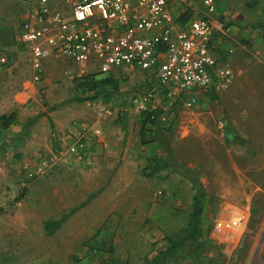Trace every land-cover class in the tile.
Listing matches in <instances>:
<instances>
[{
  "label": "rangeland",
  "instance_id": "1",
  "mask_svg": "<svg viewBox=\"0 0 264 264\" xmlns=\"http://www.w3.org/2000/svg\"><path fill=\"white\" fill-rule=\"evenodd\" d=\"M30 1L0 0V30L12 29L19 43V23ZM212 1L214 10L208 12L203 0H185L183 12L185 17L204 15L222 24L226 36L216 51L222 64L234 73L221 88L217 85L203 91L167 96L156 84L154 71L149 73L135 67L114 76L115 91L105 86L111 92L94 95L92 91L81 92L76 87L79 77L65 76L62 70L66 60L61 61L62 65L59 62L49 66L46 75L33 82L28 51L16 47L14 54L0 40V53L7 59L0 61V115H15V121L8 127L0 125V264H91L93 259L100 258L105 264L116 263V246L110 245L104 258L99 257L102 252L98 250L96 238L83 242L64 237L63 233L71 227L68 218L80 205L68 215L64 220L67 223L57 233L47 235L43 230L45 220L58 218L74 208L72 202L64 207L69 202L66 196L73 189L70 185L74 182L87 185L82 176L65 175L67 167L81 166V160L63 157L62 137L71 134L70 128L74 130V140L96 136L99 131L90 127L98 121L94 110L97 104H103L110 112L114 110L110 117L107 114L98 122L115 135L116 127L125 129L126 135L136 133L141 126V110L160 108L159 123L157 127L151 126L158 139L144 147L152 146L154 150L144 168L143 164L137 165L144 177L148 172L162 171L157 179L170 174L184 184L180 194L174 197L175 192L171 196L165 194L164 184L159 180H148L160 200L170 205L176 201V205L170 210H156L159 213L156 222H150L146 213L137 215L135 225L126 236L136 240L132 242L136 259L133 264H147L185 227L195 191L193 177L204 190L198 246L189 244L175 250L165 264H255L259 261L249 247L256 234L264 236V52L256 53L251 41L254 37L264 38V0ZM15 35L11 32L12 40ZM92 76L107 75L97 72ZM31 119L33 122L27 125ZM85 124L87 128L83 127ZM197 124L212 130L216 137L198 135ZM168 151L170 165L163 166ZM90 166L87 162L86 167ZM75 189L78 191L72 190L73 194L82 191L79 186ZM89 206H93L92 210L90 207L86 212L90 210L96 216L102 215L105 207ZM138 209L144 210V203ZM176 214L177 218L171 221ZM37 216L40 217L39 254L36 253ZM240 216L245 217L243 222L247 224L244 240L248 247H233L231 252L226 240L230 232L217 229L216 224ZM110 219L107 217L100 227H107ZM170 222L179 229L150 241L155 228L160 230ZM239 229L232 234H237ZM135 232L138 237L133 235ZM78 242L86 245V255L71 253ZM127 247L128 239L118 246L122 252ZM32 250L35 254H28ZM90 251L93 253L89 254Z\"/></svg>",
  "mask_w": 264,
  "mask_h": 264
},
{
  "label": "built area",
  "instance_id": "2",
  "mask_svg": "<svg viewBox=\"0 0 264 264\" xmlns=\"http://www.w3.org/2000/svg\"><path fill=\"white\" fill-rule=\"evenodd\" d=\"M51 1L33 0L31 17L20 25L34 82L43 78L51 55L68 62L65 72L72 78H81L90 66L103 74L123 66L154 71L167 96L222 86L233 77L214 50L213 36L225 30L204 15L178 19L185 0H60L67 13ZM203 3L208 12L214 10L212 0ZM244 218L216 227L232 233Z\"/></svg>",
  "mask_w": 264,
  "mask_h": 264
},
{
  "label": "crops",
  "instance_id": "3",
  "mask_svg": "<svg viewBox=\"0 0 264 264\" xmlns=\"http://www.w3.org/2000/svg\"><path fill=\"white\" fill-rule=\"evenodd\" d=\"M179 3L176 2L174 7L177 6L179 7ZM51 6L63 8L67 13V7L63 5L60 2V0H52ZM33 9H34L33 0H31L29 7L28 8L26 7L25 11H23L22 20L19 23V29L21 23L24 20L31 17V13ZM11 32L15 35L12 29L9 30L1 29L0 40L3 41V43H6L4 45L10 46L11 50L13 51L12 53L16 54V49H15L16 47L18 48L19 47L24 48V47L19 43L18 38L16 39V35H15V39L12 40ZM225 36H226V32H224L223 34L218 32L213 36V44L216 54H217L216 48H218V46L221 43V40L224 39ZM251 42H253V47L256 48L255 49L256 53L261 54L262 52H264V49L262 47L264 46V38L254 37L253 41ZM227 46H229V44H227ZM62 60L65 59L57 55H51L44 63V74L46 75L47 73L46 70H48L49 66L54 67V63L59 64V62H61ZM0 61L2 62L7 61L6 57L1 53H0ZM62 64L63 63L61 62V65ZM66 64L67 65L64 66V69L62 71H64L66 77L71 79L72 77L68 76L67 73L65 72L67 71L66 69H68V67L70 66L68 62ZM129 68L133 69L135 67L123 66L119 69L113 70L111 73L106 75L107 76L110 75L113 78H115L114 76L116 74L123 72L124 70ZM97 72L98 70L94 66H90L88 67L87 70H85L82 73V77L79 79H82L85 76L96 75ZM222 86H220V88ZM94 110L98 121L100 120V118L104 119L105 117H107V114H109L108 117H110V115L114 113V110H112L111 113L103 104H97ZM98 121H95V123L90 127L97 129L99 131V133H97L96 136L90 137L86 135L83 136V138H77L76 140H74V137L72 136L74 130L73 128H70L69 132L71 134L62 137L63 151L61 152L63 157L66 158L70 157L81 160L80 163L81 166L67 167L64 172L65 175L73 174L74 176L77 175L82 176V179L84 177L83 181L87 182L86 183L87 185H85L84 183L79 184V182L77 184L74 182L72 185H70L73 189H70V195L66 196V199L69 202L67 203L66 201L64 207L70 206V202H72L71 207H75V206L77 207L80 205V208L74 211L70 215V218H68L69 219L68 224L71 227L68 229V231H66L63 234L64 237L67 239H72V240L79 239L83 242L91 237L96 238V240L99 243L98 250H101L102 252L100 253L101 256L99 255V257L106 258L105 254H107L106 251L108 250L110 245L116 246L115 264H133L134 261L136 260L133 257L135 256L133 243H135L136 240L134 237H133L134 240H130L126 236H128V234L130 233L131 227L135 225V222L137 220V215L141 212L146 213V215L150 217V222H156L159 219L158 218L159 213H156V210L158 209L170 210L171 206L176 205L175 200H173V202L174 201L175 202L172 205L164 202L163 199L160 200V198L156 195V191L152 192L150 188V182H148V180L151 181L159 180L164 184L165 194L171 196L173 192H175L174 197L180 194L181 187L184 184L181 182H177L175 176L170 174L169 175L164 174L165 175L164 177H162L161 179H157L156 176L162 173V171L156 173L148 172L146 174L148 175L147 177L142 176L141 169L144 168L147 157L150 155V153L153 152L154 149H152V146H148V148H144L146 145H149V143L153 141L145 144L141 143L140 135H139L140 128L136 133L130 132L126 135L125 129H122L121 127L120 128L116 127V135H115L113 131H108L104 129V127L101 126V124H99ZM83 127L87 128L88 124H85V126ZM196 133L198 135L208 134V135H212L213 137H216V133H213V131L210 129L206 130L203 124H197ZM78 139H80L79 142ZM87 162L88 163L90 162L91 164L90 167H86ZM137 164H141V165L143 164L141 166L142 168L141 169L138 168ZM104 175L107 177H105ZM136 184L137 186L135 187ZM77 186L82 188V191L73 194L72 190L75 192L78 191V189H75ZM138 192H140L139 195ZM88 196L91 198H87ZM80 199L82 200V202H79ZM142 202L145 205L144 210L138 209V207L143 208ZM90 204L98 205L97 206L98 208H102L105 206L102 215L101 213H98V215L96 216L95 214L91 213L92 211L90 210H88L89 213H87L86 209H89L91 207L92 210L93 206H89ZM135 210L137 214H134ZM244 211H245L244 209H241V213H245ZM37 217H38L37 218L38 232L36 234V239H37L36 253L39 254L40 253V242H39L40 217L39 216ZM107 217L111 218L108 221L109 225L107 227L101 228L100 226L102 225V223H104ZM176 218H177V214L173 215L171 221L175 220ZM64 223L67 222H63L62 224ZM62 224L60 225V227L62 226ZM172 224L173 223L171 222L168 223L167 225L164 224V226H162V229L160 230L155 228L153 230L152 237H150V241H155L158 238L163 237L165 234L169 235V231L172 230L175 231L179 229V227H175V226L172 227ZM242 224L243 226L240 227L237 234L230 233L229 237L226 238V240H228V243L231 246V252L233 251V247L238 249H243V247H248V244H245V240H244L245 225L247 224L244 222H242ZM60 227L57 228L55 230L56 232L54 231L53 233H57V231L61 229ZM133 235L138 237L139 234L135 232ZM32 238L34 240L35 238L34 233ZM126 239H128V247H127L128 249H125L122 252L120 248H118V246L122 244V240H126ZM140 241L142 242L144 241L145 243L147 242V240L145 239H141ZM250 244L252 245L251 248L249 247L250 253L253 254L254 252H256V255L258 256L259 261L255 264H264V236L259 237L256 234V237L253 239L252 243L250 242ZM34 247H35V243H32V248ZM76 248L73 249L71 253L75 255L76 253H79L80 255L87 254L86 253L87 247L82 242H78ZM31 252L32 254H35L34 250L28 251V254ZM93 252L97 253L96 250L94 249ZM93 252L90 251L89 254ZM95 255L96 254H94L93 256ZM91 264H105V263L104 260L100 258L95 260L93 259V262Z\"/></svg>",
  "mask_w": 264,
  "mask_h": 264
},
{
  "label": "trees",
  "instance_id": "4",
  "mask_svg": "<svg viewBox=\"0 0 264 264\" xmlns=\"http://www.w3.org/2000/svg\"><path fill=\"white\" fill-rule=\"evenodd\" d=\"M185 18V12L178 18L183 20ZM108 86L111 91H115L117 89V80L112 76H103L100 78H95L93 76H85L76 83V87L80 89L81 92L92 91L94 95H97L101 92L110 90H106ZM215 98V96H212ZM162 110L160 108H156L154 110H141L140 112V141L145 144L151 141H156L158 137L156 136V130L152 127H157L159 123V115ZM15 121L14 113H10L9 115L1 114L0 115V125L2 128L8 127L11 123ZM32 119L29 120L27 125L31 124ZM26 125V126H27ZM152 126V127H151ZM151 127V128H150ZM147 132L148 135H147ZM155 132V134H154ZM171 157V153L168 151V156L163 158V166H168L169 158ZM191 182L195 186V191L191 198L190 210L188 213V220L185 227L181 230L179 235L170 241V244L160 250L158 254L150 259L147 264H165L168 261L169 256L177 249L185 247L186 245L193 244L194 246H198L199 235L201 233L200 223L202 219L203 212V199H204V190L200 182L196 177L191 179ZM77 207L72 208L68 211V213H63L58 218H50L45 220L43 224V230L45 234H52L60 225L64 222V220L68 217L70 213L76 210ZM194 251V249H193ZM148 260V259H147Z\"/></svg>",
  "mask_w": 264,
  "mask_h": 264
}]
</instances>
